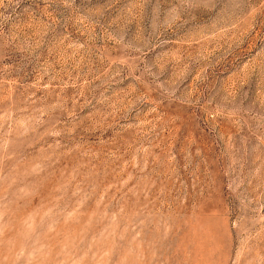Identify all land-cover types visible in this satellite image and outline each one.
<instances>
[{"label": "rangeland", "instance_id": "obj_1", "mask_svg": "<svg viewBox=\"0 0 264 264\" xmlns=\"http://www.w3.org/2000/svg\"><path fill=\"white\" fill-rule=\"evenodd\" d=\"M0 264H264V0H0Z\"/></svg>", "mask_w": 264, "mask_h": 264}]
</instances>
